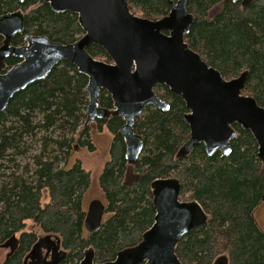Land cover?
I'll return each instance as SVG.
<instances>
[{"label": "trees", "instance_id": "16d2710c", "mask_svg": "<svg viewBox=\"0 0 264 264\" xmlns=\"http://www.w3.org/2000/svg\"><path fill=\"white\" fill-rule=\"evenodd\" d=\"M170 1L178 0H127V4L134 15L156 21L169 14ZM217 5L222 10L210 19ZM188 6L195 17L185 35L190 49L227 80L247 72L243 94L264 108V0L246 7L232 0H189ZM16 12L23 13L25 24L14 37V46L24 45L27 35L48 36L64 45L84 35L77 14L55 13L40 0H0V16ZM3 40L0 37V47ZM87 51L96 60L112 63L100 46ZM20 62L7 59L1 73ZM88 84L86 75L64 61L44 80L16 94L0 115V248L11 250L3 264H25L40 237L27 230L29 223L45 236L58 237L66 253L60 264H79L87 250H93L95 264L116 260L118 253L138 246L154 225L152 184L167 178L180 181L182 202L196 201L208 215L206 224L180 240L176 254L182 264H213L223 255L229 264H264V231L254 217L264 201V162L253 134L234 125L238 136L230 144V155L218 152L210 157L200 145L189 156L178 158L190 137L188 110L185 101L166 86L155 92L170 109L148 107L135 122V133L145 145L136 165L128 163L127 146L119 135L123 118L96 121L98 130L105 128L112 136L99 178L110 216L97 231L88 233L85 197L92 174L80 163L67 167L76 148L96 150L86 125ZM99 103L103 109H114L105 90ZM14 237L17 244L11 248Z\"/></svg>", "mask_w": 264, "mask_h": 264}, {"label": "water", "instance_id": "95a60500", "mask_svg": "<svg viewBox=\"0 0 264 264\" xmlns=\"http://www.w3.org/2000/svg\"><path fill=\"white\" fill-rule=\"evenodd\" d=\"M232 1L246 7L256 0ZM188 3L189 0L170 1L169 14L151 21L134 15L127 0H40L55 13L78 15L84 35L69 45L55 43L48 36L27 35L24 45L14 46V37L24 30V15L16 12L0 16V37L4 39L0 47V115L16 94L44 80L67 61L89 78L86 122L111 116L125 121L119 135L125 140L130 165H136L145 146L142 136L135 133L136 120L148 107L170 109L157 96L158 86H166L181 97L188 110L185 120L190 137L179 149L178 158L189 156L200 145L210 157L218 152L230 155V144L238 136L234 125H239L253 134L264 162V108L253 97L243 95L248 73L227 80L190 49L185 35L190 33L195 17ZM93 45L102 47L112 63L92 57L87 48ZM11 57L21 62L2 74ZM103 90L113 99L112 111L100 107ZM152 189L157 212L154 225L138 246L103 264H182L176 254L180 240L206 224L208 215L198 202L180 200L182 185L178 179L156 180ZM105 210L98 202L90 205L86 221L89 232L101 227ZM51 236L58 239L56 235H46ZM222 257L213 264H229L228 257ZM93 259V250H87L79 264H95Z\"/></svg>", "mask_w": 264, "mask_h": 264}, {"label": "rangeland", "instance_id": "374dc122", "mask_svg": "<svg viewBox=\"0 0 264 264\" xmlns=\"http://www.w3.org/2000/svg\"><path fill=\"white\" fill-rule=\"evenodd\" d=\"M221 10L222 5H217L214 9H212L211 13L209 14V18L213 19L217 14L221 12ZM86 125L90 126L91 139L92 142L95 144L96 150L94 152H89L85 148H76L69 158L67 167H71L75 163H80L87 171L91 172L92 183L85 197V208L88 209L90 205L89 203L92 202H98L100 204L105 205V199L99 186V178L103 171L104 165L109 158V150L112 142V136L110 133L105 131V128L104 130H98L96 121L90 123L86 122ZM47 202L48 199L45 198L43 200V203L46 204ZM109 216L110 215L107 213L103 214L101 218V223H103L104 221L106 222ZM254 217L256 218L261 229L264 231V201L261 202L258 208L256 209ZM27 230L33 231L39 234L40 236L44 235L41 233V230L33 223L28 224ZM7 253V249L0 248V264H2L5 260ZM223 256L227 257V255Z\"/></svg>", "mask_w": 264, "mask_h": 264}, {"label": "flooded vegetation", "instance_id": "af4514ba", "mask_svg": "<svg viewBox=\"0 0 264 264\" xmlns=\"http://www.w3.org/2000/svg\"><path fill=\"white\" fill-rule=\"evenodd\" d=\"M21 1L23 2L25 0H21ZM92 203H89V204L91 205ZM90 205H89V208H90ZM89 208L86 209L87 212L89 211ZM105 208H106V205H105ZM106 210L104 214L106 213ZM13 241L14 240H12L9 243V246L11 248H15L17 244V241L15 244H13ZM60 246H61V242L55 236H51V237L40 236L38 243L34 246L31 252L27 255V258H25L24 260L25 264H52V263L60 264L66 258V253L61 250ZM5 249L8 250V253L6 254V257H5L6 259L11 250L9 248H5Z\"/></svg>", "mask_w": 264, "mask_h": 264}, {"label": "bare ground", "instance_id": "6f19581e", "mask_svg": "<svg viewBox=\"0 0 264 264\" xmlns=\"http://www.w3.org/2000/svg\"><path fill=\"white\" fill-rule=\"evenodd\" d=\"M104 207H105V205H104ZM87 216H88V212H87ZM87 221V220H86ZM86 229H87V227H86ZM87 231H88V229H87ZM89 232V231H88ZM90 233V232H89Z\"/></svg>", "mask_w": 264, "mask_h": 264}]
</instances>
